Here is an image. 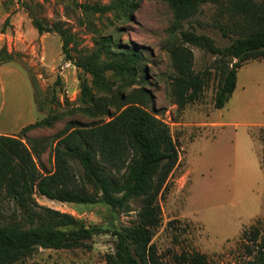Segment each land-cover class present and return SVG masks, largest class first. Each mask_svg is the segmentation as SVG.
I'll return each mask as SVG.
<instances>
[{
    "label": "rangeland",
    "instance_id": "374dc122",
    "mask_svg": "<svg viewBox=\"0 0 264 264\" xmlns=\"http://www.w3.org/2000/svg\"><path fill=\"white\" fill-rule=\"evenodd\" d=\"M236 19L214 3L201 5L178 23L166 0H137L136 8L124 0H0V52L7 47L15 54L14 61L0 65V134L22 136L25 126L51 112L58 116L54 124L27 137L52 138L71 120L95 121L81 109L84 84L99 95L107 91L81 63H108L115 51L127 47L142 51L140 83L127 86L113 71L104 75L113 92L121 89L128 95L145 86L153 96V110L169 123L179 145V162L160 197L163 221L153 243L169 262L183 253L200 252L210 264H244L255 258L249 252L255 244L243 232L260 220L264 235V58L239 69L237 88L222 109L215 107V78L184 109L174 102L173 92L181 62L188 60L200 72L217 57L186 42L182 32L207 35L225 47L238 35L226 36L220 25H233ZM35 21L52 31L40 34ZM56 29L69 40L71 58ZM50 151L48 145L36 160L53 170ZM36 199L110 232L97 234L91 248H39L17 264H107L106 255L117 243L112 231L133 224L142 206L141 200H132L133 210L121 212L104 202L61 203L40 194ZM0 209L7 220L21 218L18 206L2 191Z\"/></svg>",
    "mask_w": 264,
    "mask_h": 264
},
{
    "label": "trees",
    "instance_id": "16d2710c",
    "mask_svg": "<svg viewBox=\"0 0 264 264\" xmlns=\"http://www.w3.org/2000/svg\"><path fill=\"white\" fill-rule=\"evenodd\" d=\"M124 1L131 8L137 7V0ZM166 1L178 23L195 15L206 3L219 4L224 14L237 18L233 25H220L226 36L229 32L238 35L225 47L207 35L182 32L186 42L217 57L200 72L192 69L188 60L181 62L173 85L174 102L184 109L199 100L208 82L215 78V107L224 108L237 88L239 69L248 61L264 58V0ZM34 26L40 34L52 31L39 21ZM55 31L62 36L64 53L71 58L69 40L61 29ZM112 41L109 37L107 42ZM14 60L15 54L7 47L0 52V65ZM144 61L142 51L127 47L115 51L108 63H81L107 91L99 95L84 84L81 109L95 121L71 120L52 138L27 137L32 130L54 124L58 116L51 112L47 118L25 126L22 136L0 134V191L18 206L21 216L7 220L0 209V264H17L39 248H91L97 234L110 232L88 226L71 213L39 204L37 194L61 203L104 202L121 212H131L132 200H141L134 223L112 231L117 243L115 251L106 255L107 264H210L200 252L183 253L172 262L165 261L153 243L163 221L160 197L179 162V145L169 123L153 110V96L145 86L128 95L121 89L113 92L104 75L113 71L122 75L127 86L138 84ZM32 81L39 97L34 75ZM48 145L53 170L36 160ZM257 224L242 235L255 244L249 250L255 258L244 264H264V235Z\"/></svg>",
    "mask_w": 264,
    "mask_h": 264
}]
</instances>
